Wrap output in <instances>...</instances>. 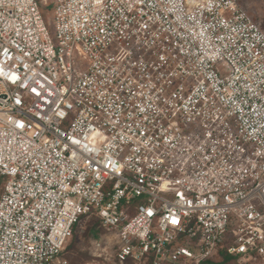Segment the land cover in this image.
Here are the masks:
<instances>
[{
	"label": "built area",
	"instance_id": "2783aa9c",
	"mask_svg": "<svg viewBox=\"0 0 264 264\" xmlns=\"http://www.w3.org/2000/svg\"><path fill=\"white\" fill-rule=\"evenodd\" d=\"M54 3L56 43L0 0V264H70L91 218L113 264H264V30L238 0Z\"/></svg>",
	"mask_w": 264,
	"mask_h": 264
},
{
	"label": "rangeland",
	"instance_id": "374dc122",
	"mask_svg": "<svg viewBox=\"0 0 264 264\" xmlns=\"http://www.w3.org/2000/svg\"><path fill=\"white\" fill-rule=\"evenodd\" d=\"M37 2L45 21L50 23L48 30L54 39V0H47L46 5L42 4V0H37ZM238 2L264 30V0H238ZM54 43H56V40ZM73 65L75 70L77 68L81 71L85 69L83 62L77 57L73 58ZM3 183L4 179H0V187H2ZM95 228L96 224L92 219L82 220L74 228L65 251V257L70 264H113L109 255L99 258L90 253L91 242L93 240L91 234Z\"/></svg>",
	"mask_w": 264,
	"mask_h": 264
},
{
	"label": "trees",
	"instance_id": "16d2710c",
	"mask_svg": "<svg viewBox=\"0 0 264 264\" xmlns=\"http://www.w3.org/2000/svg\"><path fill=\"white\" fill-rule=\"evenodd\" d=\"M253 18V17H252ZM254 20V19H253ZM255 21V20H254ZM256 22V21H255ZM257 23V22H256ZM258 24V23H257ZM259 25V24H258ZM260 26V25H259ZM260 28H261V26H260ZM262 29V28H261ZM94 222H95V224H96V228L95 229H93L92 230V234H91V236H92V238L93 239H96V238H99L100 237V235H101V233H102V230L98 227V222H97V220H95L94 218H91ZM74 230V229H73ZM64 255H65V253H64ZM220 256L222 257V258H224V262L222 263V264H234L233 263V259L231 258V257H229V256H227L226 254H224V251H222L221 252V254H220ZM124 264H132L130 261H128V262H126V263H124Z\"/></svg>",
	"mask_w": 264,
	"mask_h": 264
}]
</instances>
